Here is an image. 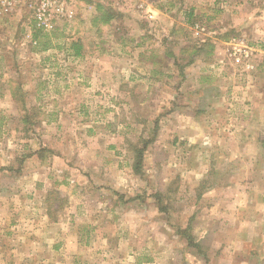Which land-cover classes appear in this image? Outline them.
<instances>
[{"label":"rangeland","instance_id":"obj_1","mask_svg":"<svg viewBox=\"0 0 264 264\" xmlns=\"http://www.w3.org/2000/svg\"><path fill=\"white\" fill-rule=\"evenodd\" d=\"M145 1L0 26V264H264V0Z\"/></svg>","mask_w":264,"mask_h":264},{"label":"built area","instance_id":"obj_2","mask_svg":"<svg viewBox=\"0 0 264 264\" xmlns=\"http://www.w3.org/2000/svg\"><path fill=\"white\" fill-rule=\"evenodd\" d=\"M99 3L109 1L114 5L128 3L131 0H95ZM139 8H149L145 0H139ZM76 0H0V26L9 24L13 16L25 6L38 29H51L58 21H72L76 12Z\"/></svg>","mask_w":264,"mask_h":264},{"label":"crops","instance_id":"obj_3","mask_svg":"<svg viewBox=\"0 0 264 264\" xmlns=\"http://www.w3.org/2000/svg\"><path fill=\"white\" fill-rule=\"evenodd\" d=\"M49 191V189L47 190V191H45L46 193ZM37 200V199H36ZM43 202H46L45 200H41V201H39L37 204L38 205H40V206H42V208H41V219H42V222L44 221L45 223H48L49 224V220L47 221V219H48V215L46 214V206H45V208L43 207V204H45V203H43ZM45 212V213H44ZM44 213V214H43ZM39 217H36V219H38ZM41 220L40 219H38V222H40ZM38 227H39V225H37ZM32 230V227H30V231ZM207 231V230H206ZM33 233H35L36 235H38L39 237H42L43 235L40 233V232H36V231H34ZM207 233V232H206ZM98 235H100V233H98Z\"/></svg>","mask_w":264,"mask_h":264},{"label":"trees","instance_id":"obj_4","mask_svg":"<svg viewBox=\"0 0 264 264\" xmlns=\"http://www.w3.org/2000/svg\"><path fill=\"white\" fill-rule=\"evenodd\" d=\"M78 49H80L79 47H78ZM79 53V52H78ZM142 158L141 157H137V162L135 163V165H134V169H135V171L136 172H138V173H140V168H141V164H142ZM67 202V201H66ZM60 207H63V205H61ZM51 210H52V208L50 207L49 208V210H48V215H49V217L50 218H53V215H52V213H51ZM197 247V246H196Z\"/></svg>","mask_w":264,"mask_h":264}]
</instances>
